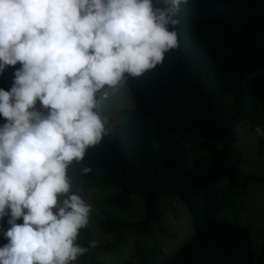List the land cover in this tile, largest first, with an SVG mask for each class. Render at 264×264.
Here are the masks:
<instances>
[{
  "label": "clouds",
  "instance_id": "9594fccd",
  "mask_svg": "<svg viewBox=\"0 0 264 264\" xmlns=\"http://www.w3.org/2000/svg\"><path fill=\"white\" fill-rule=\"evenodd\" d=\"M187 2L0 0V73L13 68L0 88V264H73L98 246L77 242L93 207L68 169L109 134L97 94L179 48Z\"/></svg>",
  "mask_w": 264,
  "mask_h": 264
},
{
  "label": "trees",
  "instance_id": "16d2710c",
  "mask_svg": "<svg viewBox=\"0 0 264 264\" xmlns=\"http://www.w3.org/2000/svg\"><path fill=\"white\" fill-rule=\"evenodd\" d=\"M179 19V48L143 76L125 77L134 107L73 167L101 169L77 170L85 179L116 186L118 191L108 197L113 205L125 207L133 195L144 201L139 223H125L107 212L99 222L105 233L126 227L167 236L160 198L172 192L181 200L192 216L194 236L173 258L154 257L158 264H264V243L256 257L245 227L216 219L218 180L227 178L225 190L244 187L239 182L241 158L232 152L238 123L252 118L244 82L253 100L264 106V0H188ZM6 71L13 68L0 73V88L9 90ZM205 159L212 160L209 166ZM247 178L264 181L256 175ZM5 220H0V246L7 242ZM122 246L118 238L105 247L119 252ZM92 254L87 264L103 262Z\"/></svg>",
  "mask_w": 264,
  "mask_h": 264
},
{
  "label": "rangeland",
  "instance_id": "374dc122",
  "mask_svg": "<svg viewBox=\"0 0 264 264\" xmlns=\"http://www.w3.org/2000/svg\"><path fill=\"white\" fill-rule=\"evenodd\" d=\"M264 74V70L260 71ZM7 87L13 82V71H6ZM245 106L252 118L241 120L235 130L236 140L232 152L241 158L239 182L244 187H231L225 190L228 180L222 177L217 186L220 189L216 219L243 226L248 230L251 239V251L257 257L264 243V181L256 182L247 178L249 175L264 177V135L258 134L256 128L264 130V106L253 100L247 83H243ZM109 92L105 100L98 93L101 115L106 118L105 127L110 130L114 123L126 118V111L134 107V101L128 89L122 82L115 89H105ZM39 107V105H37ZM189 148V144L187 143ZM217 147H220L219 145ZM204 165L209 166L211 159H205ZM73 167V164L70 166ZM72 171V191L77 192L93 207L87 229H82L77 242L86 246L89 240H96V249H90L73 264H87L91 253L100 257V264H123L131 261L140 263L148 260L149 264H158L166 258H173L175 253L194 236L192 216L185 205L172 192L163 194L160 198L161 224L167 234L157 233L153 236L126 227L105 233L99 222L106 213H112L118 220L125 223H139L144 219V201L138 195H133L125 207L113 205L108 197L118 191L117 187L101 183L98 178L85 179L74 166ZM101 169H91L96 173ZM155 226V225H154ZM122 239L123 246L119 252L106 249V245ZM105 247V248H104Z\"/></svg>",
  "mask_w": 264,
  "mask_h": 264
}]
</instances>
